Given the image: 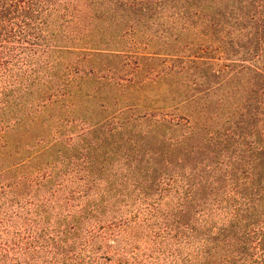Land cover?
Instances as JSON below:
<instances>
[{
  "label": "trees",
  "instance_id": "1",
  "mask_svg": "<svg viewBox=\"0 0 264 264\" xmlns=\"http://www.w3.org/2000/svg\"><path fill=\"white\" fill-rule=\"evenodd\" d=\"M82 9L88 33L66 32ZM99 52L137 62L96 66ZM83 70L115 73L120 94L135 70L142 95L11 150L4 133ZM0 264H264V0H0Z\"/></svg>",
  "mask_w": 264,
  "mask_h": 264
},
{
  "label": "rangeland",
  "instance_id": "2",
  "mask_svg": "<svg viewBox=\"0 0 264 264\" xmlns=\"http://www.w3.org/2000/svg\"><path fill=\"white\" fill-rule=\"evenodd\" d=\"M87 9H82L80 14H82V18H76L75 20H72L65 24V30L66 32L70 31L72 34L76 35H83L88 33L86 30V27L89 23L90 15H88ZM78 20V23L76 21ZM102 24H99L96 22L94 25V33H99V30L96 29V27H101ZM125 26L121 27L120 30H123ZM138 35L140 33H137ZM130 37V36H128ZM105 38L106 40H109L110 37L106 32ZM137 39L144 40V36L140 35L137 37ZM102 41L100 44H105ZM122 43V39L120 41H111V44H120ZM142 43H139V48L136 50H139V52L143 51L145 54L149 53L150 50H153L155 48L156 44L154 42H148L147 48H142ZM135 50V49H134ZM141 50V51H140ZM130 53H133L130 51ZM70 55V54H69ZM123 53L118 54H112L108 52H99L98 54H92L89 57L92 59V63L96 66H111L118 68L119 66H123L125 68H129L131 66H134L137 62V57L135 54H126V56H123ZM81 54H78L75 56L74 54H71L70 57H81ZM135 60V62H134ZM228 60V58L225 56V54L222 52V50H213L210 51L207 54V61L209 62L210 67L213 68H220L223 63H225ZM168 61V60H167ZM156 62L154 59H140L138 66H148L152 65ZM79 64L85 65L84 67H87L88 62L85 60L80 61ZM80 66V65H79ZM209 67V66H208ZM209 67V68H210ZM130 71V73H129ZM68 72V76H72V82L69 86V94H65L62 97L58 96V100L51 102L48 101L43 106H37L36 112L38 113V116L40 117V122H36L34 124H27L26 129L22 126L19 128H16L14 130H8L4 133V139L7 141V145L11 147V150L14 149V145H16L20 150H24L23 152H35L38 148V146L41 144L42 141L47 140L49 137H51L52 129L54 127H58L60 130V134H68L71 132H75L79 130L83 125H85V121H82L79 119V117H82L81 114L82 110H85L86 113H89V116H85L86 118H93L96 116H102L104 114H108L112 112L117 106H121L129 99H134L136 93H140L142 95L141 88H136L137 82L136 79L138 77V72L135 73V70H126L123 74V80H125V92L120 94L119 88L117 84L112 82L110 79H108V76L113 75L116 76L115 73H112L110 71L107 72V75L105 78H99L98 75L100 72L95 73H89L83 71H77ZM63 74L61 75V77ZM117 77V76H116ZM127 78L134 79L135 83L133 85H130V82ZM234 81L231 80L230 84H226L225 87H234ZM223 89V88H222ZM234 89V88H233ZM153 90H161L159 87L154 88ZM152 90V91H153ZM221 91V89L219 90ZM219 91H217L219 93ZM216 92V93H217ZM118 93V94H117ZM149 94V91H147V95ZM117 96V97H114ZM168 99L160 100L159 102L165 103ZM104 104V106H100V103ZM146 102L145 99L140 101V103L136 104V107L132 110H128L127 114H132L134 112H138L142 110L144 103ZM102 107V108H101ZM177 108V107H176ZM182 106H178L176 112H181ZM73 117V119H70V117ZM51 117V119H50ZM84 119V118H83ZM49 120V121H48ZM38 121V120H37ZM40 140L41 142H39ZM62 142H59L57 144L58 147H62ZM49 151V150H48ZM39 155V161L43 163L47 157V151L44 152V157L42 158L41 154ZM56 166H59V162H56ZM31 167H33V160Z\"/></svg>",
  "mask_w": 264,
  "mask_h": 264
}]
</instances>
